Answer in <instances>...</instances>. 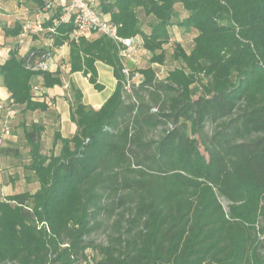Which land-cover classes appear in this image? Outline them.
<instances>
[{"label": "trees", "instance_id": "1", "mask_svg": "<svg viewBox=\"0 0 264 264\" xmlns=\"http://www.w3.org/2000/svg\"><path fill=\"white\" fill-rule=\"evenodd\" d=\"M19 1L46 14L37 22L52 44L21 54L14 42L0 61L1 117L49 111L34 86H63L62 70L38 64L65 44L70 74L102 92L100 61L116 86L96 109L70 82L76 131L55 130L48 153L45 126L25 127L39 188L0 198V264H264V0H100L119 37L139 36L151 54L129 75L121 41L72 38L61 6ZM24 22L5 35L19 37ZM175 25L193 33L192 45L174 43L179 65L163 75ZM18 154L0 145V155Z\"/></svg>", "mask_w": 264, "mask_h": 264}, {"label": "crops", "instance_id": "2", "mask_svg": "<svg viewBox=\"0 0 264 264\" xmlns=\"http://www.w3.org/2000/svg\"><path fill=\"white\" fill-rule=\"evenodd\" d=\"M95 2V6H97L100 2V0H94ZM31 5V6H30ZM35 5H33V3H25L24 1H19V0H3L2 1V5H1V10H0V29H1V38H0V61H4L7 57H8V51L9 49L12 47V45L14 44V42H19V40H26L32 36H39L41 37L43 40H45L44 45L39 44H34L31 45L32 46H37V47H42V46H47L49 47L52 44V39L46 38L45 34L43 33H39V34H31L28 35L25 38H22L21 36L17 37V38H12V37H8L5 35V28L8 27H13L16 22L18 21H37L38 19H42L46 14L44 13H38L36 12V9H29V7H34ZM36 7V6H35ZM24 22V23H25ZM98 34L97 33H93V34H89V37H96ZM30 47H27V49L22 50V46H21V50L20 53L24 54ZM68 55H69V45L65 44L63 46H61L59 49H55L53 51L52 56L48 59L47 63L49 65V70L51 71H56L57 69H61L62 70V77H63V81H64V72H69V66L67 64V59H68ZM97 69H98V73H99V81L105 85V89L103 91H105L106 89L110 90L109 95L107 96V98L112 94V92L115 89L116 86V78L114 76L113 73V69L102 63V62H97ZM100 66H102V68L100 69ZM72 80H74L75 82L78 83L79 87L82 89L83 94H84V101L87 104L92 105L94 108L98 109L107 98L102 99V98H98L97 95L95 93H93V90H95V88L93 87L92 84H90L89 80L87 77L83 76V74L81 72H77V73H73L71 74ZM65 84V81H64ZM69 85V83H68ZM64 86V85H63ZM62 87V86H61ZM57 88H60L59 86H55L53 88H44L42 90H40V94L45 93L44 99L47 100L48 104L50 105L49 111L46 112H41V111H36L33 112V114L36 116L37 118L34 119L35 123H42L46 129H47V122H52L51 126L53 128V131L51 133L52 135V140H53V135L55 130L59 129L62 133L63 136H71L75 133L76 131V124L71 120L70 118V102H69V97L70 94L67 92L66 93H60L61 96L57 95ZM6 99L8 98V93L6 91V89L2 86L1 87ZM97 91V90H95ZM102 91V92H103ZM98 92V91H97ZM48 114V116H46ZM2 116V114L0 113V117ZM55 125H58V127H55ZM47 131V130H46ZM44 135V134H43ZM3 135V140H5L6 136ZM3 140H0V145L1 146H11V147H15L18 148L17 145H15L14 143L10 144H3ZM2 141V142H1ZM24 141L26 142V140L24 139ZM43 141H44V136H43ZM29 151V148H28ZM15 158V155H11V156H2L0 155V173L2 172V174L6 173V167L4 166V163L7 160H11V158ZM15 167H13L14 169ZM12 173V171L10 172ZM7 175V173H6ZM8 181V180H6ZM3 182V181H2ZM39 188V183L37 182L36 188L31 190V192H35L37 189ZM22 192V191H20Z\"/></svg>", "mask_w": 264, "mask_h": 264}, {"label": "rangeland", "instance_id": "3", "mask_svg": "<svg viewBox=\"0 0 264 264\" xmlns=\"http://www.w3.org/2000/svg\"><path fill=\"white\" fill-rule=\"evenodd\" d=\"M31 6V5H30ZM177 14L180 17H184L187 15V13L184 11L182 5L177 4L176 6ZM141 20L143 22V26L146 30H150V21L151 18L145 17L141 13ZM170 33H171V41L169 44L165 46V50L167 51V59L164 64H162V72L163 75H165V72L173 69L175 66H178L179 63H177L175 60L172 59V55L174 52L175 44L176 42H180L183 44V46L186 49H190V46L192 45V37L193 33L188 32L184 30L183 28H180L178 26L170 27ZM20 45L22 46V50L27 49V47H30L34 44H41L44 45L45 40H43L39 36H32L26 40H19ZM151 57V54L144 48L142 44H140L137 48L136 52H132L128 54L127 56V65L129 68H131L133 65H148L149 59ZM160 66V65H159ZM102 66H100V69ZM64 86L57 88V92L59 96L60 93H66L70 94V88L68 83L74 81L72 80L71 74L68 72H64ZM75 82V81H74ZM75 84L79 87L78 83L75 82ZM2 80L0 78V102L4 101L6 99L2 89ZM80 88V87H79ZM81 89V88H80ZM93 93L97 95L98 98L105 99L110 93L109 89H106L103 92H97L93 90ZM71 95V94H70ZM84 95V94H83ZM0 113L2 114L3 111L0 109ZM48 116V114L46 115ZM37 118V115L35 116L33 113H23L21 110H18L15 116L11 119H6L3 117H0V132L2 135V128L5 124H8L9 126V133L5 134V140H3V137H0V140H3V144H12L18 146V157H13L11 160H7L4 163V166L6 167V173L5 176L0 173V198L3 196L10 194V193H16L20 191H31L36 188L37 181L34 177V174L31 169L28 168V164L30 163L29 153H28V146L26 142L24 141V129L25 127H30L31 124L34 122V119ZM53 121L47 122V129L45 127L44 131V141L42 142L43 146V153H48L51 146H52V131L53 128L51 126ZM55 127H58V125H55ZM47 130V131H46ZM2 142V141H1ZM13 167H15L13 169ZM12 171V173H10ZM8 180V181H6ZM3 181V182H2ZM95 237L98 241H103L105 239V235L103 234H95Z\"/></svg>", "mask_w": 264, "mask_h": 264}, {"label": "built area", "instance_id": "4", "mask_svg": "<svg viewBox=\"0 0 264 264\" xmlns=\"http://www.w3.org/2000/svg\"><path fill=\"white\" fill-rule=\"evenodd\" d=\"M2 1L0 0V10ZM62 7L61 21L73 22L75 29L71 35L72 38L77 39L82 35H89L93 33L105 34L115 41H121L126 46L125 56V66L124 72L129 75L130 68L127 65V56L132 52H136L140 44H142V39L139 36L122 39L118 35V26L112 24L108 18L103 17L99 11L95 8L94 0H50V7ZM44 28L40 22L37 21H27L23 25V30L20 36L22 38L27 37L31 34L43 33ZM1 38V29H0ZM38 67L42 69H49L47 62H40ZM34 91L36 95H40V89L38 86H34ZM6 100V99H5ZM4 100V101H5ZM4 101L0 102V109L4 108ZM17 113L16 109H8L6 112V119H11ZM9 133L8 124L4 125V135Z\"/></svg>", "mask_w": 264, "mask_h": 264}]
</instances>
